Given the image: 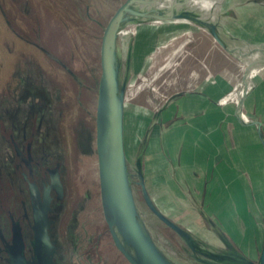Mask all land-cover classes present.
I'll list each match as a JSON object with an SVG mask.
<instances>
[{
  "label": "rangeland",
  "instance_id": "374dc122",
  "mask_svg": "<svg viewBox=\"0 0 264 264\" xmlns=\"http://www.w3.org/2000/svg\"><path fill=\"white\" fill-rule=\"evenodd\" d=\"M125 1L0 0V218L7 228L9 213L24 225L32 196L30 169L19 163L14 143L26 149L33 142L38 155L49 147L44 154L55 174L53 197L59 191L66 204L63 213L48 215V264H130L109 230L97 151L102 37ZM184 20L123 25L113 42L128 192L169 263L194 264L186 253L215 264L197 251L199 244L233 264H260L264 147L256 128H241L236 110L247 94L243 119L264 120V65L253 60L264 57V0H228L204 39L202 26ZM40 122L42 131L49 130L48 146L36 132ZM33 169L38 180H50L45 169ZM36 185L41 189L40 181ZM27 233L18 228L24 255L26 237L29 253L36 254L35 231ZM13 235L6 231L4 245L0 237L6 264H14Z\"/></svg>",
  "mask_w": 264,
  "mask_h": 264
},
{
  "label": "water",
  "instance_id": "95a60500",
  "mask_svg": "<svg viewBox=\"0 0 264 264\" xmlns=\"http://www.w3.org/2000/svg\"><path fill=\"white\" fill-rule=\"evenodd\" d=\"M139 0H126L116 11L108 23L101 44L100 106L98 115L97 151L99 157V175L103 194V204L109 230L116 247L121 251L130 264H171L167 256L151 240L147 229L143 225L136 210L134 193L128 192L132 185L130 170L127 165L124 145V121L122 112V93L118 85V74L112 60V46L119 29L126 25L129 13H135L134 6ZM244 96L237 107L236 116L244 126L257 127L259 137L264 147V126L262 122L254 120L244 122L240 115L244 110ZM159 116V115H158ZM113 155L111 158L110 156ZM143 193L149 205L151 201L145 187ZM35 215L34 248L37 256L47 258L46 253L51 248L48 238V215L40 206ZM154 212L167 225L175 229L184 238L182 230L163 217L155 208ZM18 252H12L14 264H26L23 252V240L20 234L14 239ZM260 264H264V249Z\"/></svg>",
  "mask_w": 264,
  "mask_h": 264
},
{
  "label": "flooded vegetation",
  "instance_id": "af4514ba",
  "mask_svg": "<svg viewBox=\"0 0 264 264\" xmlns=\"http://www.w3.org/2000/svg\"><path fill=\"white\" fill-rule=\"evenodd\" d=\"M36 109H37V111L39 110V112L42 113V114L45 113L43 111L44 106L43 107L42 106H37ZM9 117L10 116H8V119H10ZM43 120H46V119L43 118L42 121ZM41 122L39 124V129L37 128L36 132L39 130V132H40L39 139H41V140L44 139L45 142H46V145L48 146L47 143L49 141V139H48V131L49 130L42 131V123ZM12 142H14V141H12ZM14 144H15V151H16L15 156H17V158L19 160V163L21 164V166H24V167H27V168L30 169V173L29 174L31 176L30 178L32 179V182L29 181V185L31 186L30 190L32 192V196H31V198L29 200V206H28L27 203L25 204V207L28 206L29 210L27 209L26 212L23 211V214L21 216V217H23L24 225L19 223V222H18L19 224L16 223L15 219H13L14 216L9 213V220H10L9 223H10L11 226H10V228H7V225L4 226V224H2V219L0 218V227H2V229H0V237H1V240L3 242V245H4V243L5 244L8 243L7 236H6V231L7 230L10 232V234H11V231H13V233H14L13 236H15L17 234L19 227H21L23 229L25 236H27V234H28L27 230H30V232H33L34 220H35L34 218H35L36 213L40 211V208H41L40 206L41 205L43 206L44 209L47 206V215L50 216L53 213L57 214V215L63 213L64 208H65V204H66L65 201L63 202V198H64L63 194H61L59 191L57 192L56 198L53 197V194H54L53 192H54V189H55L54 188L55 187V174L53 173L54 171L50 170L49 167L46 166V164H47L46 161L48 160V159H46V156H48V154L47 155L44 154L46 151H48L49 147H45L46 145L42 146V147H45L46 149H41L42 154L38 155L37 150L35 151L33 149L34 148V143L33 142L29 143V145H27L26 149L21 147V146H19L16 143H14ZM33 154H34V157H33ZM33 167L34 168L40 167L42 169H45V171H47V173L49 174L50 180H48V181H46V180H38L37 179V175H36L37 172H35ZM43 176L44 175L42 173V175L40 176V179L41 178L44 179ZM39 181L41 182V189L40 188L38 189V187L36 185L37 183H39ZM44 184H46L49 187V189H50L49 191L51 192V195L48 192L47 197H44L42 195V188H44V186H45ZM42 199H44V200H42ZM41 200H42V202H41ZM29 237L31 238L30 233H29ZM32 238L34 239V233L32 235ZM33 239H32V241H33ZM26 242H27V245L26 244L25 245L27 246V248L29 246L32 248V242L30 244V241L28 242L27 237H26ZM11 246H12V251L13 252H15V253L18 252V246L15 245V242H13V244ZM4 247L5 246H2V248H4ZM30 247L26 251L27 254H25V256L26 255L29 256V259H30L29 261L30 262H33V264H48V263H50L48 258H45L42 255L41 256H37L34 253V251L29 253V251L31 249ZM197 251H199V250H197ZM184 255L187 257L186 259L189 262L191 261L194 264L195 263H201L202 264V262L197 261L195 256L191 257L190 255H187L186 253H184ZM203 255H205L207 257H210V258L212 257L210 254L207 255L206 253H203ZM0 258H4V260H2V262L6 264L7 259L4 256H1V255H0ZM59 261L60 260H57V262H59ZM7 262L9 263L10 261H7ZM213 262H215V261H213ZM21 264H22V262H21ZM215 264H219V263L215 262Z\"/></svg>",
  "mask_w": 264,
  "mask_h": 264
},
{
  "label": "bare ground",
  "instance_id": "6f19581e",
  "mask_svg": "<svg viewBox=\"0 0 264 264\" xmlns=\"http://www.w3.org/2000/svg\"><path fill=\"white\" fill-rule=\"evenodd\" d=\"M228 0H139L134 6L135 13H129V18L126 21V27H135L141 24L147 23H160L163 18L179 17L184 18L186 22H192L199 24L204 28L201 38L204 39L207 33L214 32V28L217 26L220 16L222 14L223 8L227 4ZM175 14V15H174ZM190 33V32H189ZM197 34V33H196ZM199 34V33H198ZM186 36V35H185ZM183 36V37H185ZM188 36V35H187ZM182 38V37H181ZM194 39V38H193ZM217 39V38H216ZM221 40V39H220ZM179 41V40H177ZM200 42V41H199ZM219 44V42H217ZM171 44V43H170ZM187 44V43H186ZM201 43V47L203 46ZM210 44V42H209ZM217 44V45H218ZM214 47V45H212ZM222 46V49L225 47ZM168 47V46H167ZM209 48V47H208ZM211 48V47H210ZM159 49V48H158ZM160 50L162 51L163 49ZM218 49H216L217 51ZM225 50V49H224ZM215 51V52H216ZM222 51V50H221ZM189 52V51H187ZM192 52V51H191ZM211 53H213L211 51ZM222 53V52H221ZM228 53V52H227ZM159 54V53H158ZM186 54V53H185ZM233 54V53H232ZM261 54V52H260ZM210 55V54H209ZM157 55H155L156 57ZM193 56V54H192ZM215 56V55H214ZM153 57V56H152ZM229 57V56H228ZM233 57V56H232ZM253 59L255 64L264 65V57L259 54ZM154 58V57H153ZM187 59V58H186ZM214 59V58H213ZM188 60V59H187ZM186 60V61H187ZM211 60V58H210ZM154 61V60H153ZM156 61V60H155ZM215 62V61H214ZM213 62V63H214ZM230 62V61H229ZM155 64V63H154ZM175 64V63H174ZM186 64V63H185ZM231 65V63H229ZM184 65V64H183ZM150 66V65H149ZM181 66V65H180ZM189 66V65H188ZM204 66V65H203ZM192 67V66H191ZM154 68V67H153ZM158 68V67H157ZM214 68V67H213ZM155 69V68H154ZM229 69V68H228ZM157 70V69H156ZM154 70V71H156ZM179 70V69H177ZM153 71V72H154ZM228 71V70H227ZM151 72V71H150ZM129 73V72H128ZM148 74V72H147ZM183 74V73H182ZM150 75V74H149ZM152 75V74H151ZM126 76V75H125ZM141 79V78H140ZM144 80V79H143ZM142 80V81H143ZM147 81V80H146ZM145 81V82H146ZM140 82V81H139ZM154 82V81H152ZM136 83V82H135ZM141 83V82H140ZM147 83V82H146ZM139 84V83H137ZM155 84V83H154ZM140 85V84H139ZM143 85V84H142ZM136 86V85H135ZM156 86V85H155ZM142 88V86H141ZM140 88V89H141ZM132 89V87H131ZM130 89V90H131ZM148 88L146 87V90ZM132 91V90H131ZM130 91V92H131ZM134 91V90H133ZM146 92V91H145ZM144 93V92H143ZM148 93V92H147ZM129 92L126 94V96ZM146 94V93H145ZM152 94V92H151ZM130 96V95H129ZM133 96V95H132ZM126 99V98H125ZM133 99V97H132ZM156 99V98H155ZM127 100V99H126ZM136 100V99H135ZM134 100V101H135ZM128 101V100H127ZM148 102V101H147ZM157 102V101H156ZM140 103V101H139ZM138 103V104H139ZM145 104V103H144ZM241 111V110H240ZM241 117L245 115L244 111L240 113ZM187 194V193H186ZM138 199V198H137ZM141 200V199H140ZM143 203V202H142ZM146 207V206H145ZM164 224V223H163ZM160 226V225H159ZM166 228V227H165ZM212 229V228H211ZM159 231V230H158ZM169 233V232H167ZM177 236V235H176ZM222 236V235H221ZM179 237V236H177ZM220 238V237H219ZM173 239V238H172ZM180 239V238H179ZM204 244V243H203ZM210 244V243H209ZM175 245V244H174ZM177 245V244H176ZM208 245V244H207ZM196 249L201 253L210 254L209 250L204 246L199 244L195 245ZM179 248V247H177ZM182 249V248H181ZM220 249V248H219ZM184 250V249H183ZM213 252V251H211ZM221 252V251H220ZM222 253V252H221ZM167 254V253H166ZM169 255V254H168ZM212 260L219 264H233L234 261H226L227 259L218 258L211 255ZM168 259V257H167ZM179 262V261H178ZM180 263V262H179ZM182 263V262H181ZM180 263V264H181ZM237 263V262H235ZM189 264V263H188ZM196 264V263H195ZM241 264V263H238Z\"/></svg>",
  "mask_w": 264,
  "mask_h": 264
},
{
  "label": "crops",
  "instance_id": "0c3cea01",
  "mask_svg": "<svg viewBox=\"0 0 264 264\" xmlns=\"http://www.w3.org/2000/svg\"><path fill=\"white\" fill-rule=\"evenodd\" d=\"M255 65H258V64H255ZM242 120H243L244 122H246V123H247V122H250V121H246V120L243 119V118H242ZM255 120L262 122V124H263V126H264V120H260V119H255ZM239 124L241 125V128H242V129L249 128V129H253V130H254V128H256V130H258L257 127L244 126V125H242L240 122H239Z\"/></svg>",
  "mask_w": 264,
  "mask_h": 264
},
{
  "label": "trees",
  "instance_id": "16d2710c",
  "mask_svg": "<svg viewBox=\"0 0 264 264\" xmlns=\"http://www.w3.org/2000/svg\"><path fill=\"white\" fill-rule=\"evenodd\" d=\"M44 171H45V170H44ZM44 171L42 172L43 174H45Z\"/></svg>",
  "mask_w": 264,
  "mask_h": 264
}]
</instances>
